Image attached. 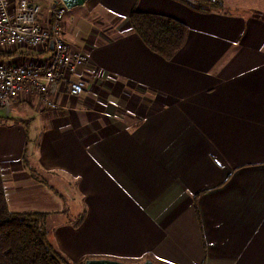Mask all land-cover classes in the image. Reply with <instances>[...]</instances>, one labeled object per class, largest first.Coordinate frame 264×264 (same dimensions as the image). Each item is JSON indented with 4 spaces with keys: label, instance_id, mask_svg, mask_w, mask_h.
<instances>
[{
    "label": "crops",
    "instance_id": "obj_1",
    "mask_svg": "<svg viewBox=\"0 0 264 264\" xmlns=\"http://www.w3.org/2000/svg\"><path fill=\"white\" fill-rule=\"evenodd\" d=\"M217 1L68 8L63 38L87 56L77 74L86 90L60 88L56 110L28 93L0 105L8 207L47 213L48 241L70 262L264 264V0ZM36 2L43 23L61 4ZM134 9L187 24L171 59L134 31ZM52 49L0 57L29 65Z\"/></svg>",
    "mask_w": 264,
    "mask_h": 264
},
{
    "label": "built area",
    "instance_id": "obj_2",
    "mask_svg": "<svg viewBox=\"0 0 264 264\" xmlns=\"http://www.w3.org/2000/svg\"><path fill=\"white\" fill-rule=\"evenodd\" d=\"M68 8L61 1L49 8L50 18L40 22L41 8L36 0H0V51L13 47L38 48L51 44L48 61L35 64H12L0 61V105L9 106L23 94H32L41 104L59 108L54 94L60 88L70 95L86 90L85 79L77 76L85 65L83 51L71 49L63 38V16Z\"/></svg>",
    "mask_w": 264,
    "mask_h": 264
},
{
    "label": "trees",
    "instance_id": "obj_3",
    "mask_svg": "<svg viewBox=\"0 0 264 264\" xmlns=\"http://www.w3.org/2000/svg\"><path fill=\"white\" fill-rule=\"evenodd\" d=\"M185 1L199 10L222 7L217 0ZM129 20L145 44L165 59L176 54L188 34L186 23L161 13L134 9ZM195 210L201 221L197 203ZM46 216L47 213H16L9 209L0 165V264H83L70 262L48 241Z\"/></svg>",
    "mask_w": 264,
    "mask_h": 264
},
{
    "label": "water",
    "instance_id": "obj_4",
    "mask_svg": "<svg viewBox=\"0 0 264 264\" xmlns=\"http://www.w3.org/2000/svg\"><path fill=\"white\" fill-rule=\"evenodd\" d=\"M67 8H73L79 5H83L88 0H61ZM83 264H162L155 262L151 259L144 261H122L110 258H93L87 259Z\"/></svg>",
    "mask_w": 264,
    "mask_h": 264
},
{
    "label": "rangeland",
    "instance_id": "obj_5",
    "mask_svg": "<svg viewBox=\"0 0 264 264\" xmlns=\"http://www.w3.org/2000/svg\"><path fill=\"white\" fill-rule=\"evenodd\" d=\"M0 61H7L4 57H0ZM3 116V115H1Z\"/></svg>",
    "mask_w": 264,
    "mask_h": 264
}]
</instances>
